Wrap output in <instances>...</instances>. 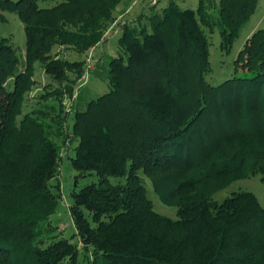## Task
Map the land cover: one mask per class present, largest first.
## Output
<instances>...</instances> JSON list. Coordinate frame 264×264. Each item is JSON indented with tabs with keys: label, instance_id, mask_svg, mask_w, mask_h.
<instances>
[{
	"label": "trees",
	"instance_id": "1",
	"mask_svg": "<svg viewBox=\"0 0 264 264\" xmlns=\"http://www.w3.org/2000/svg\"><path fill=\"white\" fill-rule=\"evenodd\" d=\"M41 1L49 0H0V22L16 13L27 36L24 59L0 36V264H82L81 255L87 264H264L256 194L213 198L252 175L264 182V27L236 59V70L251 76L218 85L205 78V27L219 28L229 51L259 0H219L216 15V0H198L195 9L168 0L121 24L109 90L73 118L76 183L97 175L72 191L77 243L49 237L42 222L62 198L55 137L64 132L63 99L86 65L51 52L97 45L122 0ZM37 61L51 78L40 102L60 104L48 120L41 110L24 111ZM145 176L178 218L155 211Z\"/></svg>",
	"mask_w": 264,
	"mask_h": 264
},
{
	"label": "rangeland",
	"instance_id": "2",
	"mask_svg": "<svg viewBox=\"0 0 264 264\" xmlns=\"http://www.w3.org/2000/svg\"><path fill=\"white\" fill-rule=\"evenodd\" d=\"M168 0H122L119 7L123 10L129 5L130 9L137 10L144 4V9L152 4L158 6L164 5ZM184 7L195 9L198 6V0H178ZM217 7L213 13L217 14ZM55 0L41 1L42 6H53ZM6 20L0 22V36L9 40L17 49L18 54L22 59L25 57L27 36L25 26L19 16L14 12H5ZM119 15V11H115ZM129 18V16H128ZM122 22L114 21L106 30L103 45H95L85 52L79 53L69 47L55 46L51 52L54 56L67 58L70 60H85L86 69L83 76L77 81V84L72 94H66L63 99V105L66 113V118L63 122L64 132L55 137L60 146V168L58 178L55 181L61 183L62 198H60L55 212L42 225L49 229L48 236H64L72 242L77 243L78 238L73 218L70 213V206L73 203L72 191L76 187L77 171L71 164V157L74 156V148L77 145L76 137L72 132V123L74 114L77 110L83 111L86 109L87 103L94 98L99 97L109 90L108 75L110 68V60L118 55V35L121 31ZM264 27V0H259L255 12L249 20L241 28L239 36L236 38L231 49L227 51L221 47V33L217 28L213 32L208 31L205 27L209 40V60L211 71L205 75L206 80L212 85H218L225 80L234 76H251V72L239 67L236 70V59L240 50L244 47L247 39L258 29ZM101 40V41H102ZM100 41V42H101ZM96 47V48H95ZM72 78L74 76L70 75ZM35 79L36 84L27 95V103L24 111L41 110L46 113V119L54 116L58 105L56 102L47 101L40 102V96L45 92V86L51 81V78L44 72L40 61L35 63ZM54 83V86H57ZM49 115V116H48ZM146 190L148 197L153 201L154 209L158 213L170 218H178V208L170 206L161 201L159 195L153 188L152 181L145 176ZM97 180L96 174H91L79 178L77 188ZM111 181L117 183L124 181L119 177H112ZM251 191L258 197L260 203L264 206V182L261 180V175H252L245 179H240L233 182L227 188L222 189L214 194L213 198L219 202L224 201L236 191ZM86 214L89 216L88 212ZM81 246V244H79ZM82 264H87L84 256H80Z\"/></svg>",
	"mask_w": 264,
	"mask_h": 264
},
{
	"label": "crops",
	"instance_id": "3",
	"mask_svg": "<svg viewBox=\"0 0 264 264\" xmlns=\"http://www.w3.org/2000/svg\"><path fill=\"white\" fill-rule=\"evenodd\" d=\"M178 1V0H177ZM179 2V1H178ZM181 4V3H180ZM182 5V4H181ZM144 6V4H143ZM139 7L137 10H133V8L130 9L129 5L126 7L125 10H123L122 8L119 7V5L117 6L116 10L115 11H119V15H116V20L117 22L121 21L122 24L125 23L126 21H133L134 19H136V17L142 13L143 11L146 10V8L144 9V7ZM183 6V5H182ZM129 16V18H128ZM120 36V33L118 35V37ZM100 44H98L99 46L100 45H103L105 44L104 43V40H102L101 42H99ZM97 45V46H98ZM96 48V47H95Z\"/></svg>",
	"mask_w": 264,
	"mask_h": 264
}]
</instances>
